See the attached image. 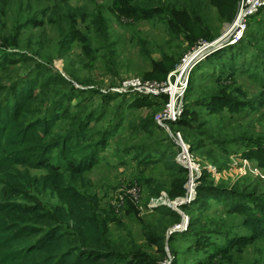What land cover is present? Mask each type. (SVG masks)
Wrapping results in <instances>:
<instances>
[{"label": "rangeland", "instance_id": "obj_1", "mask_svg": "<svg viewBox=\"0 0 264 264\" xmlns=\"http://www.w3.org/2000/svg\"><path fill=\"white\" fill-rule=\"evenodd\" d=\"M241 1H0L5 123L24 107L26 124L48 125L36 155L74 132L87 148L110 136L72 184L99 198V221L131 263L264 264V13L192 73L186 121L169 125L184 147L156 123L162 99L116 91L130 78L165 81L189 51L227 37ZM32 193L45 211L58 204Z\"/></svg>", "mask_w": 264, "mask_h": 264}, {"label": "trees", "instance_id": "obj_2", "mask_svg": "<svg viewBox=\"0 0 264 264\" xmlns=\"http://www.w3.org/2000/svg\"><path fill=\"white\" fill-rule=\"evenodd\" d=\"M60 1L69 5L71 0ZM77 38L71 34L69 40ZM162 101L166 104L167 99ZM11 106V98L0 104V264H143L145 256L131 263L129 257L114 251L109 229L99 221V198L80 193L72 184L93 170L98 162L94 157L97 147L110 136L102 137L101 145L95 142L87 148L74 132L54 142L45 154L36 155L30 150L36 148L31 143L46 145L48 125L26 124V118H21L24 107H16L10 124H6ZM185 113L171 129L186 121ZM148 126L160 129L155 123ZM41 129L45 137L40 135ZM171 145L168 152L174 151ZM32 171L43 173L33 176ZM32 190L50 193L58 204L45 211ZM248 227L254 237L260 236L262 227L255 228L254 223Z\"/></svg>", "mask_w": 264, "mask_h": 264}, {"label": "built area", "instance_id": "obj_3", "mask_svg": "<svg viewBox=\"0 0 264 264\" xmlns=\"http://www.w3.org/2000/svg\"><path fill=\"white\" fill-rule=\"evenodd\" d=\"M264 13V0H242L240 3L237 20L232 24L229 35L217 40L212 44H204L203 48L196 47L189 51L181 60L177 68L165 81H143L139 78L125 80L116 91L118 94H129L135 92L153 100L166 98L165 109L157 117L156 123L165 129L174 141L183 147V139L180 133L171 132L169 125L177 123L185 111V98L189 90V79L200 64L206 61L210 55L222 47L223 41H230L233 46L242 41L249 23L254 17ZM231 38V39H230ZM207 48V49H206ZM195 187V181H193Z\"/></svg>", "mask_w": 264, "mask_h": 264}, {"label": "bare ground", "instance_id": "obj_4", "mask_svg": "<svg viewBox=\"0 0 264 264\" xmlns=\"http://www.w3.org/2000/svg\"><path fill=\"white\" fill-rule=\"evenodd\" d=\"M223 42H225V41H223ZM227 42V44H224L223 43V45H222V47H224V46H227L228 44L229 45H231L230 43H228L229 41H226ZM228 45V46H229ZM186 159H188L187 157H186ZM188 165H189V162H188ZM191 169H193V170H191L192 172H194V170L196 169L194 166H193V164H190V166H189ZM191 183H192V180H191ZM190 189H192V184H191V188Z\"/></svg>", "mask_w": 264, "mask_h": 264}, {"label": "water", "instance_id": "obj_5", "mask_svg": "<svg viewBox=\"0 0 264 264\" xmlns=\"http://www.w3.org/2000/svg\"><path fill=\"white\" fill-rule=\"evenodd\" d=\"M187 188H188V184H187Z\"/></svg>", "mask_w": 264, "mask_h": 264}]
</instances>
